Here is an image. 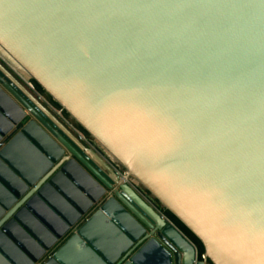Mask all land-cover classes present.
Wrapping results in <instances>:
<instances>
[{
    "label": "water",
    "instance_id": "1",
    "mask_svg": "<svg viewBox=\"0 0 264 264\" xmlns=\"http://www.w3.org/2000/svg\"><path fill=\"white\" fill-rule=\"evenodd\" d=\"M36 2L0 0V264H138L151 249L164 264H257L259 244L250 252L238 235L253 220L264 229L259 28L244 33L211 23L234 15L221 6L230 0H63L110 5L95 8H35ZM112 16L139 25L129 37L133 47L119 46L117 27L98 34L75 71L50 54L62 34L49 26L52 17L97 23ZM96 47L117 61L157 55L189 76L134 85L155 102L149 123L122 106L118 91L129 85L103 95L93 88ZM249 55L251 76L224 75ZM204 66L209 78L195 79ZM35 87L77 125V137L38 102ZM79 131L108 156L105 170ZM211 176L221 186L214 194ZM134 185L200 243L202 260Z\"/></svg>",
    "mask_w": 264,
    "mask_h": 264
},
{
    "label": "snow or ice",
    "instance_id": "2",
    "mask_svg": "<svg viewBox=\"0 0 264 264\" xmlns=\"http://www.w3.org/2000/svg\"><path fill=\"white\" fill-rule=\"evenodd\" d=\"M110 5L96 3H43L40 0L33 5L35 8H95L109 7ZM138 7H193L191 4L169 5V4H141ZM235 10L234 15L212 21L218 27L225 29H239L244 33L255 32L257 28L264 37V0H230L229 3L221 5ZM200 23H209L203 18ZM49 26L61 32L50 54L63 57L69 61L67 70L75 71L81 67L80 60L88 57L97 42L98 34L102 30L121 28L122 34L118 39L120 47L131 48L133 41L129 38L138 30L139 25L130 20H124L118 16L106 17L103 22L90 23L79 18L52 17ZM96 64L89 73L93 88L98 94L103 95L110 91L116 84L129 85L120 89L118 95L122 97V106L129 112L135 113L145 121L152 123L155 119V102L145 95L144 90L134 85H142L158 80L169 82H180L188 78L189 72L181 67L162 65L157 55H144L126 60H113L109 58L103 47L95 48ZM260 62L264 68V50L261 52ZM255 63V56L249 55L246 59L230 64L224 75L229 78L239 77L245 74L251 76V66ZM211 69L207 66L201 67L192 76L198 80H207ZM261 87L264 88V74H262ZM168 159L162 160V164L168 163ZM212 188L210 194L220 191L221 186L217 184L215 176L209 178ZM238 239L243 248L253 252L259 244L261 256L257 264H264V229L258 228L255 221H249V226L241 230ZM138 264H153L148 253H144Z\"/></svg>",
    "mask_w": 264,
    "mask_h": 264
},
{
    "label": "rangeland",
    "instance_id": "3",
    "mask_svg": "<svg viewBox=\"0 0 264 264\" xmlns=\"http://www.w3.org/2000/svg\"><path fill=\"white\" fill-rule=\"evenodd\" d=\"M35 89L39 93L38 102L42 104L50 113H52L56 117V119L60 122V124H62L68 131H70L74 136L77 137L75 133V130H78L77 125L73 121H71L69 117L64 115L59 108L53 105L50 102L49 98L44 93L38 91L36 87ZM79 133H80L79 139L85 145V147H91L92 149H94L98 154L101 155V158H103L105 162L106 160H109L108 156L103 152V150L100 149L97 145H95V143L87 135L83 134L80 131ZM112 166L119 172L120 175L124 174V170L120 166L114 163L112 164ZM134 188L138 191L139 194H141L152 205H154L161 214H163L171 223H173L193 243V245L197 249L198 260H202L203 249L200 243L191 234H189L172 216H170L163 208H161V206L156 201H154L149 196V194L143 188H141V186L134 185Z\"/></svg>",
    "mask_w": 264,
    "mask_h": 264
},
{
    "label": "crops",
    "instance_id": "4",
    "mask_svg": "<svg viewBox=\"0 0 264 264\" xmlns=\"http://www.w3.org/2000/svg\"><path fill=\"white\" fill-rule=\"evenodd\" d=\"M48 111V110H47ZM49 112V111H48ZM88 155L93 159V161L103 170H105V164L108 165L103 158H101V155L98 154L94 149L91 147H87ZM105 163V164H104ZM149 256L151 257V260L153 261V264H164L163 257L154 249L149 250L148 252Z\"/></svg>",
    "mask_w": 264,
    "mask_h": 264
}]
</instances>
